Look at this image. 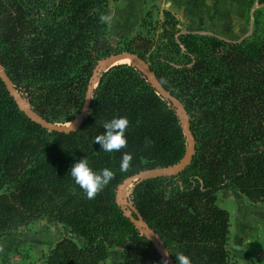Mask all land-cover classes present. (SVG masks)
I'll use <instances>...</instances> for the list:
<instances>
[{
    "label": "trees",
    "instance_id": "1",
    "mask_svg": "<svg viewBox=\"0 0 264 264\" xmlns=\"http://www.w3.org/2000/svg\"><path fill=\"white\" fill-rule=\"evenodd\" d=\"M109 0H0V64L20 96L46 121L66 125L83 112L102 59L136 55L179 100L190 118L196 151L177 175L136 183L125 209L119 187L147 171L179 165L189 144L178 108L140 68L118 64L103 72L90 114L71 133L49 131L29 118L0 77V241L46 220L64 236L45 264H164L141 221L169 251L193 264H239L229 250L230 213L218 193L230 189L264 205V35L227 41L178 29L171 12L159 41L138 35L115 47L109 38ZM127 117V145L105 152L95 143L103 124ZM132 154L121 171L123 153ZM87 157L114 176L94 198L68 175ZM129 211V214L127 213ZM141 218V219H140Z\"/></svg>",
    "mask_w": 264,
    "mask_h": 264
},
{
    "label": "crops",
    "instance_id": "2",
    "mask_svg": "<svg viewBox=\"0 0 264 264\" xmlns=\"http://www.w3.org/2000/svg\"><path fill=\"white\" fill-rule=\"evenodd\" d=\"M124 1L126 0H122L121 3ZM247 1L131 0L132 6H140L143 12L152 7L171 12L179 20L181 28L186 31L226 37V39H231L230 41H240L246 38L235 40L232 36H236V34L227 31L247 28L246 16L249 12ZM221 194L222 197H220ZM218 202L220 205L226 203L231 208L223 206L230 213L229 250L233 260L239 264H264V205L251 203L230 189H224L218 193ZM251 206L263 208V215L260 217L257 214H252ZM234 224L237 226L236 233H233ZM34 234L32 233L27 239H19L18 242L9 241L6 253L15 249L27 248V250H31L34 248L40 250L41 255H46V249H51L61 239V235H55L51 240L48 238V241H41L39 237L33 240L31 236ZM233 236L235 237L234 242L232 241ZM13 238L12 236L11 239ZM21 238L23 237L21 236Z\"/></svg>",
    "mask_w": 264,
    "mask_h": 264
},
{
    "label": "rangeland",
    "instance_id": "3",
    "mask_svg": "<svg viewBox=\"0 0 264 264\" xmlns=\"http://www.w3.org/2000/svg\"><path fill=\"white\" fill-rule=\"evenodd\" d=\"M122 0H109L110 6V14L108 17L109 23V38L112 44L115 47L123 46L127 40H131L138 35H143L147 38L154 39L155 41H159L160 36L162 35V27L165 21V12L159 8L154 9L153 7L148 10H143L140 6L135 7L132 6L131 0H126L121 3ZM247 5L249 8V12L246 16L247 20V28L245 30H231L227 31L228 33L236 34V36H232L235 40H240L243 37H250L254 35H264V0H248ZM178 20V19H177ZM179 21V20H178ZM180 23V22H179ZM178 29L183 32H191L197 34L199 36L204 37H213L217 35H208L201 34L195 31H186L179 25ZM220 37V36H217ZM222 38V37H220ZM224 40L230 41L231 39L222 38ZM115 64V62L111 63L109 66ZM130 64V63H129ZM138 68L142 69V66L139 62H134V64ZM177 107V106H176ZM178 108V112L182 118L183 123L185 124L187 121V117L182 111L181 108ZM73 123L66 124L64 126L71 127ZM190 151L191 143L188 141ZM135 184L131 183L127 185L125 188L119 187L118 191V200L119 203L125 208L130 209L124 202V198L128 200L131 199L132 189ZM222 197V194L220 195ZM220 205V203L218 202ZM262 205V204H261ZM229 207L228 204L223 203L220 205ZM260 207V206H259ZM230 208V207H229ZM252 214H257V216L263 215V208H254L251 206ZM231 209V208H230ZM129 214V211L127 212ZM233 225V233H236L237 226ZM32 233H35L31 236V239H37L39 237L41 241H48V238L51 240L55 235H61V238L64 236V230L61 225L52 224L47 222L46 220L33 223L28 227L21 228L17 231L9 232L7 235L3 237L0 241V264H45L44 257L45 255H41V251L38 249L31 248V250H27V248H21L12 250L6 253L8 248L9 241L18 242L19 239H27ZM12 235L14 238L11 239ZM21 236L23 238H21ZM20 237V238H19ZM232 241H235V237L233 236ZM12 247V246H10ZM27 247V246H26ZM47 253L50 249H46ZM24 253V254H23ZM46 253V254H47ZM124 259L123 250L120 248H115L111 250L109 254V258L107 259L105 264H118ZM233 260V258H232ZM234 261V260H233ZM236 262V261H235Z\"/></svg>",
    "mask_w": 264,
    "mask_h": 264
},
{
    "label": "water",
    "instance_id": "4",
    "mask_svg": "<svg viewBox=\"0 0 264 264\" xmlns=\"http://www.w3.org/2000/svg\"><path fill=\"white\" fill-rule=\"evenodd\" d=\"M125 56H129V57L135 59L137 62H139V64L142 66V69H141L142 72L145 74V76L148 78V80L151 82V84L160 92L162 97H164V99L169 101L174 106H177V107L182 109V111L184 112V114L187 117L186 123L185 124L183 123V129H184V133L187 137V140L191 143V145H190V151L188 152L186 158L179 165H177L175 167H171V168H163V169H157V170L139 173V174L127 179L121 185V188H125L127 185H129L131 183H133V184L139 183V182L146 180L148 178H151V177L166 176V175H177L180 172L184 171L190 165V163L193 159V155L195 154V151H196V142H195L193 134L191 132L190 118L187 115V113L185 112L183 105L181 104V102L179 100L172 97L169 92H167L165 89H163V87L159 83L158 79L156 78L155 74L151 72L149 65H147L145 62L140 60L138 56L132 55L129 53L114 54V55H111V56L99 61L98 65H97V67H96V69L92 75V78L89 82V85H88L83 112L80 115V117L75 121V123L71 127H68V126H64V125H58V124L50 123V122L46 121L44 118H42L37 112H35L31 108L30 103L20 96L19 92L15 89V87L13 86L10 79L7 77L3 67L0 64V77L7 83L9 90L12 93V96L16 99L21 110L29 118H31L33 121L41 124L44 128L48 129L49 131L59 132V133H71V132L78 131L82 127V125L84 124V121L89 116L90 110H91V103L93 100L94 90L97 88V86L100 82V78H101L102 73L106 72L111 67L118 65V64H114V65L109 66L111 63H113V62H115V61H117V60H119ZM121 64H125V63H121ZM124 202L130 209H133V211L137 213V210L134 208V206L132 205L130 200H128L127 198H124ZM137 226L149 239H151L155 243L156 247L158 248L160 253L163 255L164 259L167 260L169 262V264H174L173 259L171 258V255L169 254L168 249L162 243H160L158 237L146 225V223L141 221V223H137Z\"/></svg>",
    "mask_w": 264,
    "mask_h": 264
},
{
    "label": "clouds",
    "instance_id": "5",
    "mask_svg": "<svg viewBox=\"0 0 264 264\" xmlns=\"http://www.w3.org/2000/svg\"><path fill=\"white\" fill-rule=\"evenodd\" d=\"M130 121L127 117H113L103 124L105 131L95 137V143L105 152L119 151L127 145V129ZM74 130V129H73ZM132 154L122 155L120 169L126 171L132 160ZM86 193L88 198H94L112 180L114 173L109 168L95 170L87 157L76 161L70 168L69 174ZM170 254V253H169ZM177 264H193L190 256L183 252L175 254ZM164 264H169L166 260Z\"/></svg>",
    "mask_w": 264,
    "mask_h": 264
},
{
    "label": "bare ground",
    "instance_id": "6",
    "mask_svg": "<svg viewBox=\"0 0 264 264\" xmlns=\"http://www.w3.org/2000/svg\"><path fill=\"white\" fill-rule=\"evenodd\" d=\"M134 62L136 63L137 61L129 56H125L117 61H115V64H121V63H130V64H134ZM114 65V64H113Z\"/></svg>",
    "mask_w": 264,
    "mask_h": 264
}]
</instances>
